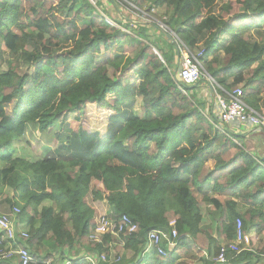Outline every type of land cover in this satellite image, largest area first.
I'll return each instance as SVG.
<instances>
[{
  "label": "trees",
  "instance_id": "trees-1",
  "mask_svg": "<svg viewBox=\"0 0 264 264\" xmlns=\"http://www.w3.org/2000/svg\"><path fill=\"white\" fill-rule=\"evenodd\" d=\"M124 1L169 13L166 26L191 53L203 50L206 72L225 91L241 88L251 109L264 110V0ZM96 5L0 0V51L12 57L0 74V203L20 210L30 264L54 262L53 251L65 254L64 249L109 258L114 242L137 254L150 231H167L171 221L178 246L165 259L154 253L150 264H188L191 258L203 264L264 263L262 166L239 137L214 126L191 89L180 92L172 77L174 44L157 31L148 35L140 23L125 24V31L112 26L98 0ZM221 33L229 38L223 48L216 44ZM32 35L39 43L28 50ZM253 37L261 45L256 54ZM221 53L228 57L224 65ZM19 55L25 56L26 75L15 66ZM135 101L142 115L123 118L122 106ZM89 110L96 120L107 114L99 130L91 128ZM69 115L68 129L86 139L88 155L72 157L68 145H59L62 156L37 157L24 140L26 125L48 141ZM236 199L249 207L243 216ZM202 203L213 208L226 240L237 236L238 220L243 234L254 229L248 248L227 251L226 261L217 263L220 247L200 228ZM121 215L136 224L133 234L89 241L100 216L118 222ZM204 251L212 257L204 259ZM78 259L73 264H87Z\"/></svg>",
  "mask_w": 264,
  "mask_h": 264
},
{
  "label": "built area",
  "instance_id": "built-area-1",
  "mask_svg": "<svg viewBox=\"0 0 264 264\" xmlns=\"http://www.w3.org/2000/svg\"><path fill=\"white\" fill-rule=\"evenodd\" d=\"M93 7L96 6V0H87ZM134 7V6H132ZM138 10V8L134 7ZM139 11V10H138ZM154 9H152V12ZM141 12L145 16L148 14ZM105 21L113 24L107 17H104ZM147 23V22H145ZM149 24V23H147ZM166 26V25H165ZM161 26V28L168 33L174 41L176 51L178 53L177 69L172 72V75L177 79V87L181 93L185 94V88L191 87L199 83L200 81H207L210 85L213 93V106L214 114L212 118L215 119L214 126L222 133L228 135L225 129L232 127L238 131L244 129H253L264 131V110L256 111L251 109L244 102V91L236 88L230 91H224L221 86L214 80L204 69L202 58L203 50L196 54L191 53L186 46L179 40L176 34L171 31L167 26ZM214 123V122H213ZM227 130V129H226ZM264 171V157L259 162ZM20 213L18 207H12L8 212L1 209L0 205V262L6 261L13 255L17 256L20 264H30L34 262V259L30 256L28 250L25 247L18 246L17 241H25L28 238V234L25 232L17 233L15 230V216ZM137 229L136 224L126 215H121L118 222H113L107 216H100L98 223L91 235H89V241L93 243H100L102 237L107 234L118 236L126 233L128 235L133 234ZM178 234L175 229L174 221L169 223V230H152L147 234L146 249H150L155 252L159 257L166 258L168 252L177 248ZM249 239L242 235L241 221H237V236L234 241L228 242L219 248V253L215 257L217 263H224L226 261V252H239L241 248H248ZM85 260L90 264L100 263H116L119 259L108 260L106 256L97 255L86 256L78 261ZM62 264H73V259H67Z\"/></svg>",
  "mask_w": 264,
  "mask_h": 264
},
{
  "label": "rangeland",
  "instance_id": "rangeland-1",
  "mask_svg": "<svg viewBox=\"0 0 264 264\" xmlns=\"http://www.w3.org/2000/svg\"><path fill=\"white\" fill-rule=\"evenodd\" d=\"M98 1L102 5L101 9L105 12L104 16L107 17L109 20L122 23L123 25L117 26V27L122 28L123 31H125V29H123L125 24L145 23V22L149 23L152 26H155L156 28L158 27L161 30H163L161 28V26L166 25V21H167V18L169 16V13H166V11L163 9H154L153 12H152V9H150V11L147 12L146 10H142V9L138 8L139 11L142 10V12L144 11V13L148 14L149 16L147 17L144 14H142L141 12H139L137 9L132 7L131 3H126L124 0H98ZM121 18L126 19V20H123ZM145 27H146V29H149L147 32L148 35H157L158 31L154 27H148V26H145ZM127 33H129V32H127ZM251 41L254 42L256 45L255 50H254V53L256 54L259 52L261 45L259 44L256 37H253ZM228 42H229V38L224 33L219 34L217 39H216V44L218 45V47H221V48L225 47ZM37 43H39L38 36L32 35L30 42H29V45H28V50H32V48H34L37 45ZM153 52L156 55H158L157 51L155 49H153ZM211 57L212 56H209L207 59L210 60ZM24 58H25L24 55H19L15 58V61H14L15 66H17L20 75H26L29 73V68L25 64ZM227 59H228V57L226 55H224L223 53L220 54L221 65H224L225 62L227 61ZM11 62H12V57L10 56V54L8 52H6L5 50L0 51V74L7 72ZM233 71H234V73H237V70H233ZM201 82H205L206 84L208 83L205 80H203ZM239 89H241V88H239ZM131 107L132 106H130V104L122 106L121 116H123V118L124 117L128 118L132 114ZM135 111H137V108L135 109ZM90 112H91V114L89 115V119H90L91 128L93 129V131L96 129L99 130L100 128L103 127L102 125H104V121L106 123L107 114L100 113L98 119L96 120L95 118H96L97 114L93 111H90ZM68 117H70V118H69V120L66 119V121H70V120L72 121L73 120L72 115H69ZM30 125H28V127L25 131V138L24 139H27L28 142H30L29 144H31V143L33 144V149L39 150L38 146L40 144L38 141L44 140L45 136L44 137L40 136V138H39L38 135H40L39 134L40 132H38L33 127L32 124H30ZM56 130H57V127L51 133V137L49 138L50 145H52L55 148L59 144L60 145H68L70 147L69 153H71V151H74V155L73 156L70 155L72 157L84 158L85 156L88 155V150L86 149L87 143L85 146L82 144V142H86V139L79 138L75 133H72L71 131H69L68 123L64 124V121H63L62 127L60 129L61 133L55 132ZM64 132H65V134H64ZM68 133H71L70 136H67ZM259 133L261 135H264L263 131H259ZM27 140H25V141H27ZM49 140H48V142H49ZM210 218L211 219L206 217L205 221L209 222L210 220L212 221L213 219L217 220V217H215V216L212 217V215L210 216ZM217 228L220 229V226L217 225ZM223 238H224L223 236H222V238H219V242H220L219 247H222L225 245V241ZM258 244H259L258 246H262L261 242H259ZM65 251H66V249L63 250V252L65 254H60L58 251L54 250L52 254L54 255L55 261L52 262L51 260H46V261H44V264H60L63 261L62 257L65 258V257H69L72 255L77 256V255H79L80 251H83V248L80 249V251H73L74 253L73 252L67 253ZM51 252H52V250H51ZM8 260L9 261H15V262L18 261V259L15 255H13L11 258L7 259L6 261H8Z\"/></svg>",
  "mask_w": 264,
  "mask_h": 264
},
{
  "label": "crops",
  "instance_id": "crops-1",
  "mask_svg": "<svg viewBox=\"0 0 264 264\" xmlns=\"http://www.w3.org/2000/svg\"><path fill=\"white\" fill-rule=\"evenodd\" d=\"M102 16H103V18L105 17L104 14H102ZM121 19H123V18H121ZM123 20H126V19H123ZM110 21L113 24H115L112 20H110ZM160 59H161V57H160ZM177 61H178V53H177L176 57L174 58V63L176 64L175 70L177 69ZM172 77L175 80V82L177 83V79H175L173 75H172ZM199 83H197L194 86L188 87V88L191 89V93L193 95H196L198 103L204 105L203 114L205 116H207V114L208 115L210 114V116H211L212 114H214V109H215V107L213 106L212 89H211V87H210V85L208 83L205 84V86H203L202 84L198 85ZM184 95H186V94H184ZM129 104H130V106H132L131 107L132 114H134L136 116H141L142 115V113L140 111V103L139 102L135 101V102H130ZM129 104H127V105H129ZM136 108H137L138 112L135 111ZM69 118L70 117H68V118L66 117L65 119H61L59 121L60 125H57L58 128H57V130L55 132L61 133L60 129L62 127L63 121H64V124L68 123V127H69V122L71 120L70 121H66V119L69 120ZM28 125H30V124L28 123L26 125L25 131H26ZM33 127L38 131L36 126L33 125ZM226 129H225V132H228L227 133L228 135L231 134L233 136L235 135L236 137L240 138L241 142H239V144L242 145L244 147V150H246L248 153H250L256 159V161L258 163L261 161V159L264 157V135H261L259 133V130L244 129V130L238 131V130L232 128V127H228ZM64 134H65V132H64ZM70 134L71 133H68L67 136H70ZM38 137L40 138V135H38ZM24 138H25V134H24ZM24 140H27V139H24ZM38 142L40 144L38 146L39 150L33 149L34 154L37 157L44 158V157L53 156V155L58 157V156H62L63 155L60 151H58V146L60 144L57 145V147L55 148L52 145H50V140L48 142V141H46V139H44V140H41V141L39 140ZM31 146L33 148V144L32 143H31ZM70 154L73 156L74 155V151H71ZM236 201H237V213L239 215L243 216L246 213V211L249 209V207L246 204V202L244 203L242 200L236 199ZM3 207H6V206H3ZM107 207L108 206L105 205V209H107ZM259 207H260V204H256L252 208L253 209H258ZM199 208H200L201 213H202V222L200 224V228L203 229L204 232L210 234L211 239L216 241L218 243V245H219V243H220L219 242V238H222V236H223L222 233H221V228L220 229L217 228V225L220 226V223H218V221L215 220V219H213L212 221L210 220L209 222L205 221L206 217L211 219L210 216L212 215V213H210V210H213V208H211L210 206H208L205 203L200 204ZM15 227L17 228V230H20V229L24 228L23 224H21L20 221H18L17 218H16ZM241 228H242V225H241ZM253 234H254V229H252V228L250 230H248V232H245L244 234L242 233V235H244L246 237H250ZM235 238H233L231 240H226L225 238H223L224 241H225V245H227L228 242L234 241ZM187 245L190 246V247L192 246V240L191 239L187 240ZM177 246H178V244H177ZM109 251H110V253H109L108 260L119 259V261L116 262V263H106V264H150L151 261H152V255L155 253L152 250L145 248V250L143 252L134 254L130 250L122 249V244L121 243L119 244V243H116V242L109 244ZM203 254H204V259H206L205 256H207V259H210L212 257V253H207L206 251H204ZM97 255H98V253H95V252L94 253H86V251L83 250V251H80L79 255H77V256H73L72 255V256H69V257H65L66 259H64V260H67V259H70V258L74 260L75 258H82V257H85V256H94V257H96ZM99 255H101V256L103 255L105 257V254H100L99 253ZM178 256L179 255L177 254V257ZM180 260L182 261L183 259L180 258ZM62 262L60 264H62ZM83 262H85L87 264H90L87 261H83ZM263 262H264V260H263ZM0 264H17V261L15 262V261H9L8 260V261H5V262L0 263ZM188 264H203V263L201 262V260L195 261L193 258H191ZM257 264H259V263H257ZM260 264H264V263H260Z\"/></svg>",
  "mask_w": 264,
  "mask_h": 264
},
{
  "label": "clouds",
  "instance_id": "clouds-1",
  "mask_svg": "<svg viewBox=\"0 0 264 264\" xmlns=\"http://www.w3.org/2000/svg\"><path fill=\"white\" fill-rule=\"evenodd\" d=\"M0 205H1V203H0ZM15 207H17V206H15ZM1 209L3 210V211H5V212H8V210H10L11 208H7V207H3L2 205H1ZM20 214V213H19ZM18 214V215H19ZM18 215H16L14 218H15V220H16V218H17V216ZM15 230H16V232L17 233H21V232H25V233H27L26 232V230L24 229V228H22V229H20V230H17V228L15 227ZM28 234V233H27ZM28 238H29V235H28ZM28 238L25 240V241H21V240H19V241H17V247L18 246H21V247H25L26 248V241L28 240ZM27 249V248H26ZM28 250V249H27ZM29 252V251H28ZM30 254V253H29ZM31 256V255H30ZM17 257V256H16ZM32 257V256H31ZM86 257V256H85ZM82 258H84V257H82ZM82 258H80V259H82ZM18 259V258H17ZM32 259H34L33 257H32ZM82 261H85V260H82ZM3 262H5V261H1L0 263H3ZM44 263V262H43ZM17 264H20L18 261H17Z\"/></svg>",
  "mask_w": 264,
  "mask_h": 264
},
{
  "label": "water",
  "instance_id": "water-1",
  "mask_svg": "<svg viewBox=\"0 0 264 264\" xmlns=\"http://www.w3.org/2000/svg\"><path fill=\"white\" fill-rule=\"evenodd\" d=\"M140 24H142V25H144V26H148V27H154L161 35H163L171 44H173L174 43V41H173V38L168 34V33H166V32H164L163 30H161L160 28H156L155 26H152V25H150V24H147V23H140Z\"/></svg>",
  "mask_w": 264,
  "mask_h": 264
},
{
  "label": "bare ground",
  "instance_id": "bare-ground-1",
  "mask_svg": "<svg viewBox=\"0 0 264 264\" xmlns=\"http://www.w3.org/2000/svg\"><path fill=\"white\" fill-rule=\"evenodd\" d=\"M88 239V238H87Z\"/></svg>",
  "mask_w": 264,
  "mask_h": 264
}]
</instances>
